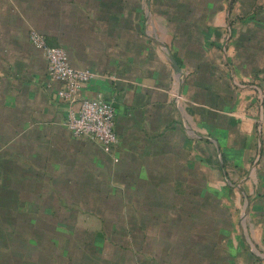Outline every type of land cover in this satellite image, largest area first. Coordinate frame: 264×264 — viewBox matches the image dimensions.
Listing matches in <instances>:
<instances>
[{"label": "crops", "instance_id": "crops-1", "mask_svg": "<svg viewBox=\"0 0 264 264\" xmlns=\"http://www.w3.org/2000/svg\"><path fill=\"white\" fill-rule=\"evenodd\" d=\"M260 12L241 29L148 22L147 0H0V264H264ZM31 29L96 74L80 96L113 102L110 153L65 126Z\"/></svg>", "mask_w": 264, "mask_h": 264}, {"label": "built area", "instance_id": "built-area-1", "mask_svg": "<svg viewBox=\"0 0 264 264\" xmlns=\"http://www.w3.org/2000/svg\"><path fill=\"white\" fill-rule=\"evenodd\" d=\"M29 39L36 48L43 51L50 79L63 83L59 96L69 106L65 126L76 138L93 140L110 153L118 143L113 102L80 96L82 86L96 74L90 69L71 65L67 51L62 47L49 45L45 35L38 30L31 29ZM77 102L80 107L75 110L73 105ZM114 159L118 160L117 157Z\"/></svg>", "mask_w": 264, "mask_h": 264}, {"label": "rangeland", "instance_id": "rangeland-1", "mask_svg": "<svg viewBox=\"0 0 264 264\" xmlns=\"http://www.w3.org/2000/svg\"><path fill=\"white\" fill-rule=\"evenodd\" d=\"M248 1L249 0H150L149 3L147 0L151 10L148 22H229V24L230 22L231 24L242 22L239 28L243 29V22H254L250 20L259 16L261 13L260 11L264 8V4L258 1L251 10H247L245 8ZM152 8H154V10ZM253 29H255V27H253ZM246 221V218L242 220L244 224ZM243 231L245 232V229H243ZM128 237L133 238L136 236L129 235L127 238ZM163 237L164 236L160 234L156 235L157 241L162 240V243ZM243 239L246 243L245 235ZM246 244L249 245L250 248H254L251 242H247Z\"/></svg>", "mask_w": 264, "mask_h": 264}, {"label": "water", "instance_id": "water-1", "mask_svg": "<svg viewBox=\"0 0 264 264\" xmlns=\"http://www.w3.org/2000/svg\"><path fill=\"white\" fill-rule=\"evenodd\" d=\"M148 2L150 3V0H148ZM171 60H172V62H173V66H174L175 70H176L177 72H179V71H180V67H179V65L177 64V61L175 60V58L173 57V55H171Z\"/></svg>", "mask_w": 264, "mask_h": 264}]
</instances>
